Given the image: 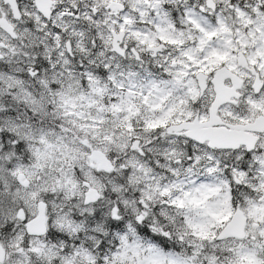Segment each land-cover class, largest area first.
I'll return each instance as SVG.
<instances>
[{"label":"snow or ice","instance_id":"6c2138e0","mask_svg":"<svg viewBox=\"0 0 264 264\" xmlns=\"http://www.w3.org/2000/svg\"><path fill=\"white\" fill-rule=\"evenodd\" d=\"M0 4V264H264V0Z\"/></svg>","mask_w":264,"mask_h":264},{"label":"clouds","instance_id":"9594fccd","mask_svg":"<svg viewBox=\"0 0 264 264\" xmlns=\"http://www.w3.org/2000/svg\"><path fill=\"white\" fill-rule=\"evenodd\" d=\"M64 2L71 4L72 3V0H64ZM78 2L83 5V4H87L88 3V0H78ZM101 6H102L101 4L97 3V7H101ZM0 7H3L5 13H10L11 12V8L8 5H2V4H0ZM94 38L95 37L92 35L91 32H87V39L88 40H91V39H94ZM106 39H108L107 36H106ZM85 43H87V40L85 41ZM96 59H97L98 62H102L103 61V58L102 57H97ZM74 70H75V67H74ZM49 75L51 76V75H55V74L52 73L51 70H49ZM77 75H78V73H77ZM67 79L68 80H71V77H68ZM79 89H80V86H79L78 82H73V94L74 95L77 94V91ZM16 106L17 107H20V105H16ZM21 111H23V109H21ZM40 119L41 120L48 119V121L50 123H54L55 122V118L51 117V115H49L48 117H40Z\"/></svg>","mask_w":264,"mask_h":264}]
</instances>
